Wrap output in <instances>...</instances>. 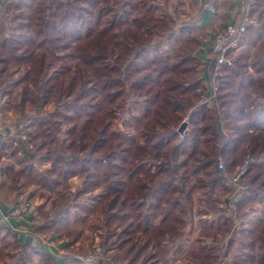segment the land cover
I'll return each instance as SVG.
<instances>
[{"label":"trees","instance_id":"obj_1","mask_svg":"<svg viewBox=\"0 0 264 264\" xmlns=\"http://www.w3.org/2000/svg\"><path fill=\"white\" fill-rule=\"evenodd\" d=\"M0 2L4 5L0 84L20 86V106L31 103L39 109L51 102L56 106L47 119H31L34 149L31 154L23 149L27 157L16 160L19 169L14 172L7 166L6 174L47 191L74 177L81 179L69 205L58 209L40 229L65 235L71 243L82 233L78 227L91 224L97 213L104 239H112L103 247L116 252L114 264H167L166 240L179 238L190 222L195 189L225 182L218 176V159L233 173L246 154L257 158L264 152L262 10L259 28L248 30L244 42L248 48L238 66L223 70L216 98L218 108L224 109L219 116L215 109L196 105L201 84L195 57L198 41L189 36L194 32L186 28L177 33L174 19L167 12L156 16L152 1ZM263 4L264 0H255L253 9ZM183 33L182 44L178 40ZM174 38L179 47L166 54L157 53L154 46L150 57L146 48L154 39ZM66 56L76 58L82 68L71 72L62 62ZM14 67L21 69L16 79L11 78ZM185 116L189 128L181 137L178 128ZM223 127L226 134L220 133ZM0 128L7 134L4 125ZM0 148V152L6 149L5 143ZM7 149L13 156L17 152ZM36 165L49 168L37 172ZM188 171L190 176L202 174L205 180L190 182ZM254 204L262 206L261 216L248 230L249 254L238 264H264V163H251L245 171L239 211ZM212 205L213 200L208 201L203 212L216 213ZM216 222L207 223L200 236L215 235L220 224ZM10 237L14 242L5 244ZM256 242L257 258L250 251ZM9 243L15 245L13 251L5 250ZM27 251L9 226L0 224V257H10L13 264H37ZM213 252L192 246L187 259L191 264H213ZM64 258H69L68 264H80L73 254Z\"/></svg>","mask_w":264,"mask_h":264},{"label":"rangeland","instance_id":"obj_2","mask_svg":"<svg viewBox=\"0 0 264 264\" xmlns=\"http://www.w3.org/2000/svg\"><path fill=\"white\" fill-rule=\"evenodd\" d=\"M107 1L112 2L113 0ZM150 1H152L154 5L157 6V10L155 12L156 16H160L161 12H167L168 15L174 19L176 23L175 31L177 33H180L182 29L191 28L194 34L189 36H196L198 41V45L195 47V54L198 50H203L206 47V38L203 36L202 33L196 31L197 28L195 27V22L199 23L198 20L200 17V12L198 11V7L201 0ZM248 1L249 0H247V2ZM3 8L4 5L2 4V2H0L1 13L4 12L2 11ZM261 10L263 13L261 20H264V4L262 8L258 7L256 10H251V15L254 20L258 21V12H260ZM15 13H17V11ZM8 15H10V13H8ZM217 31L214 32V35ZM139 33L143 35L141 31ZM184 36L185 33H183L181 39L178 40L182 44L185 43L186 38ZM247 37H249V32L246 34L242 44H238L237 53H234L238 56L235 67L223 69L221 68L219 72L220 79H222L224 69H235L238 66L239 57H241L243 51L248 48L247 44H244V42L247 40ZM139 38H143V40L141 41L145 40L143 36H139ZM175 38H178V36ZM175 38L163 39L161 41L159 39H154L146 48V50H150V57L154 55L152 49L154 46L157 47V53L165 52L166 54H170L175 48L181 45L179 44V42L175 43ZM212 40L209 44V48H205L206 54L204 60H198V64L196 65L197 73L199 75L200 80L199 82L201 84L198 89L199 97L196 105L198 107H206L210 111L215 109L216 115L220 116L224 109L218 108V105L216 103V98L219 90L217 91L216 95L212 98L210 105H199L200 96L205 92L203 84H209L208 81L210 80V75H207L206 68L208 65H212L214 59H216V57L214 58L213 56H211L210 48ZM142 45H144L145 47L147 46L146 42H144ZM253 50L254 49L251 48L252 52ZM58 55L62 56L63 53L59 52ZM62 62H65L66 67H68L71 72L82 68L78 60L76 58H72L71 56L64 57L62 59ZM62 64L64 63H59V66H61ZM248 70L252 72L250 68H248ZM20 72L21 69H17V67L12 68L11 78H18L20 76ZM20 102V86L13 87L12 84H0V124H3L4 128L8 130L3 142L5 143L6 149L0 152V154H2V156L0 157V197L8 202L11 197L15 196V203L7 211V214L3 216V219H7L8 217L22 218L26 215H31V224L33 226L32 233L34 235L36 234V238L38 236L40 240H43L41 244L44 248H46L49 244L48 241L51 240L52 237H55L56 239L61 240L63 243L66 242V244L64 245L70 244L69 246H67V249H65V252H63V248L59 249V254L63 256L65 253L70 252V255L73 254V256H76L77 259L79 258L82 263H85V261L88 260V257L94 251L98 250L99 252H101V256L98 258V264H114L112 261V256L116 252L106 251L105 247H103L104 241L107 245H109L112 239H104L105 229L100 223L97 213H95L96 215L94 214L91 217V220H89L91 224H86V226L84 227H78V229H82V233L81 235H76L74 239L75 241H72L71 243L69 238L65 237V235H58L54 234L53 232L43 231V229H40L47 222H49L51 218L54 217L58 209L64 208L69 205V200L74 196L75 191L80 186L81 179L79 177H74L68 180L66 183H63L59 187L55 188L54 190L47 191L43 188H39V186L35 184H29V182L27 183V181L23 180L22 178L18 177L12 179L8 174H6L5 167L7 166H12L14 172L19 169V165L17 164L16 160L18 159L19 161H24L27 157L25 153H22L23 149H25L29 154H31V151L34 149V142L32 141L30 136L31 132L33 131V129L30 127L31 119L38 116L47 119L56 110V106L52 102L45 104L42 108L39 109H37L31 103H25L23 106H20ZM29 117L30 120L27 119ZM52 122H55V120L52 119ZM183 123H185L186 125L183 132L179 133L181 137L184 131L189 128L187 125V116L183 118L181 125ZM55 127L56 126L54 125L53 128ZM117 127L123 130V127L120 124ZM224 132L226 134L227 130H225L224 127L220 128V133ZM7 147L11 148V150L13 149L14 151H17L14 156L11 155ZM258 155L259 156L255 158L250 154H246L243 158V161L248 157L252 161V163H264V152ZM219 161H222L224 163L222 159H218L217 163ZM242 163L237 168H235V170L233 169V173L225 169L224 163V169L221 173L218 172V176L222 179H225V182L222 185H217L215 188L209 187V189L201 187H197L195 189L192 198V204L190 207L192 211V215L189 218L190 222L185 226V228L183 229V233L179 238L175 239L172 242L170 240H166L165 247L169 249L167 264H191L189 263L191 261L187 259V256L192 246H205L207 249L213 248L214 252L212 256L216 258L213 264H238L239 261L242 260L240 257L249 254L247 239H249L250 236L248 230L251 228L252 224L256 222V218L261 216L260 212L262 206L259 204H254L252 207H248L249 209L247 208L242 211V213L239 211L240 208L238 206V200L240 193L243 191L245 174L236 185L233 184L232 179L234 178L236 173H238V170L241 167ZM48 168L49 165H45L42 167L36 165L35 171L44 172ZM186 176H189L188 178L190 182L194 183H196V180L199 177H203V180H205V177L202 174H199L196 177L190 176L189 171L188 173H186ZM233 199H236V208L233 211L232 216L228 219L225 216L224 212L225 208L228 207L230 201ZM210 200H213L212 206L216 207V213H214V211H207L206 213L203 212L205 207H207L208 205V201ZM27 204L31 208H29ZM23 208H26V211L28 208V211L21 212ZM14 211H19V214L17 216H12V213ZM70 212H74L73 208H71ZM216 220H218V222L215 223L216 225L220 223L217 229V233L212 236L208 235L207 237L200 236V232L204 228V226L207 223L214 222ZM38 229L42 230V232H40V230L37 231ZM72 230L73 229H71L70 231ZM6 239L7 240H4L5 244L7 242H14L12 241L11 237L9 239ZM11 244L13 243H9V245L5 247V250L13 251V249L16 248L15 245ZM250 251H252V253H254L253 256L257 258L259 253L258 242H256V244L252 248H250ZM45 256L39 261V264H45V262H48V260L51 261L50 257ZM0 264H13V259H10V257H0ZM88 264L96 263L92 262Z\"/></svg>","mask_w":264,"mask_h":264},{"label":"crops","instance_id":"obj_3","mask_svg":"<svg viewBox=\"0 0 264 264\" xmlns=\"http://www.w3.org/2000/svg\"><path fill=\"white\" fill-rule=\"evenodd\" d=\"M244 2L245 0H201L198 7V11L200 12L199 23L195 22V27L198 29H196V31L202 33L206 38V49L209 48L215 31L226 24L238 23L240 21ZM254 5L255 1L253 6ZM205 48L196 52L195 57L197 60H204L206 54ZM5 135L0 128V144L4 142ZM14 203L15 196L11 197L8 202L0 200V223H5L9 226L11 233L19 241V244L27 248L28 253H31L32 260L39 264V261L43 259L46 254L45 257H50L53 264H68L70 261H68V263L66 262L69 258H64L63 255L59 254V249L63 248V252L67 249V246L64 245L66 242L63 243L61 240L52 237L51 240L48 241L49 244L47 247L44 248L41 244L43 240H40L38 236L36 238V234L34 235L32 233L33 226L31 224V215H26L22 218L8 217L7 219H3V216L7 214V211ZM65 254L70 255L71 253ZM81 262L82 261H80V264L84 263Z\"/></svg>","mask_w":264,"mask_h":264},{"label":"built area","instance_id":"obj_4","mask_svg":"<svg viewBox=\"0 0 264 264\" xmlns=\"http://www.w3.org/2000/svg\"><path fill=\"white\" fill-rule=\"evenodd\" d=\"M246 3V4H245ZM254 0H247L243 4L242 8V16L238 23H229L220 28L216 34L213 37L212 43H211V56L216 59H214L212 65H208L206 68L207 75H210V80L208 81L209 84L205 83L203 84L205 88L204 94H201L199 99V105H210L212 98L216 95L217 91L220 87V76L219 72L221 68H233L236 65L237 55L234 53H237L238 44H242V42L245 39V36L250 28H258L259 23L258 21L254 20V18L251 15V10L253 9ZM233 54H232V53ZM231 53V54H230ZM252 161L247 157L241 167L238 170V173L234 176L232 179V182L234 185L240 181V179L245 174L246 168L248 165H250ZM224 169V163L222 161H219L217 163V170L218 172H222ZM28 205V204H27ZM29 206V205H28ZM27 206V207H28ZM29 208H31L29 206ZM236 208V199H233L230 201L227 208H225V216L229 219L233 211ZM26 208H23L21 212H25ZM28 211V208H27ZM26 211V212H27ZM19 214V211H14L12 213V216H17ZM227 214V215H226ZM101 256V252L98 250L94 251L89 257L88 260L85 261V263H96L98 264V258Z\"/></svg>","mask_w":264,"mask_h":264},{"label":"water","instance_id":"obj_5","mask_svg":"<svg viewBox=\"0 0 264 264\" xmlns=\"http://www.w3.org/2000/svg\"><path fill=\"white\" fill-rule=\"evenodd\" d=\"M185 123H183L180 127H179V129H178V133H182L183 132V130H184V128H185Z\"/></svg>","mask_w":264,"mask_h":264}]
</instances>
